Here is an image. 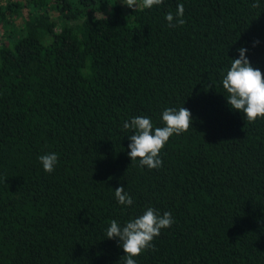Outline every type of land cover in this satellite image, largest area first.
<instances>
[{"label": "trees", "instance_id": "16d2710c", "mask_svg": "<svg viewBox=\"0 0 264 264\" xmlns=\"http://www.w3.org/2000/svg\"><path fill=\"white\" fill-rule=\"evenodd\" d=\"M241 47L264 73V0H0V264H124L107 229L148 208L174 223L136 264H264V119L222 85ZM170 107L192 128L131 161L124 123Z\"/></svg>", "mask_w": 264, "mask_h": 264}, {"label": "clouds", "instance_id": "9594fccd", "mask_svg": "<svg viewBox=\"0 0 264 264\" xmlns=\"http://www.w3.org/2000/svg\"><path fill=\"white\" fill-rule=\"evenodd\" d=\"M123 5L132 9L133 12L142 3L143 8L150 9L159 6L163 0H121ZM254 8L259 3H253ZM184 6L179 4L177 12L167 14L166 20L169 27L185 24ZM259 41L254 42L258 44ZM239 58L232 59L231 67L222 80L223 88L228 93L226 97L230 107L243 114L248 123H255L258 118L264 119V73L254 68L245 53L247 49H237ZM163 127L154 129L151 119L147 116H136L123 125L125 130H132L133 134L128 138L130 143L127 153L131 161L139 158L140 166H147L149 169L160 168L163 164L160 158L161 150L165 147L169 138L175 134L187 132L192 128V114L190 110L181 107L167 108L162 113ZM45 172L51 173L58 163V155L49 153L39 157ZM115 197L121 205H132L131 196L125 191L123 185L115 189ZM174 223L170 212L163 215L153 208H148L142 215L129 220L121 227L116 220L111 221L107 229L108 239H118L119 245L123 248L125 255L124 264H136L135 257L140 256L144 251L153 249V241L161 234L162 229L170 228Z\"/></svg>", "mask_w": 264, "mask_h": 264}, {"label": "rangeland", "instance_id": "374dc122", "mask_svg": "<svg viewBox=\"0 0 264 264\" xmlns=\"http://www.w3.org/2000/svg\"><path fill=\"white\" fill-rule=\"evenodd\" d=\"M125 9H127L128 7L126 6V5H123L122 3H121V0H117ZM109 8H110V4L108 3V4H106L105 6H104V8L102 9V10H97V11H93L92 12V14L93 15H100V14H102V13H104V12H107L108 10H109Z\"/></svg>", "mask_w": 264, "mask_h": 264}]
</instances>
